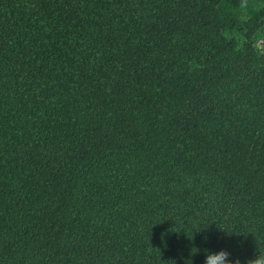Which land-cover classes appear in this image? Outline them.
<instances>
[{
    "label": "trees",
    "instance_id": "16d2710c",
    "mask_svg": "<svg viewBox=\"0 0 264 264\" xmlns=\"http://www.w3.org/2000/svg\"><path fill=\"white\" fill-rule=\"evenodd\" d=\"M218 2L0 0V264L264 252V6Z\"/></svg>",
    "mask_w": 264,
    "mask_h": 264
},
{
    "label": "rangeland",
    "instance_id": "374dc122",
    "mask_svg": "<svg viewBox=\"0 0 264 264\" xmlns=\"http://www.w3.org/2000/svg\"><path fill=\"white\" fill-rule=\"evenodd\" d=\"M264 6V0H243L237 6L230 4L229 0H219L218 13L223 22L240 20L246 16H256Z\"/></svg>",
    "mask_w": 264,
    "mask_h": 264
},
{
    "label": "clouds",
    "instance_id": "9594fccd",
    "mask_svg": "<svg viewBox=\"0 0 264 264\" xmlns=\"http://www.w3.org/2000/svg\"><path fill=\"white\" fill-rule=\"evenodd\" d=\"M229 256L230 253L224 249L215 253L205 250V264H241L238 257L229 259ZM246 264H264V252L258 251L253 258L246 260Z\"/></svg>",
    "mask_w": 264,
    "mask_h": 264
}]
</instances>
